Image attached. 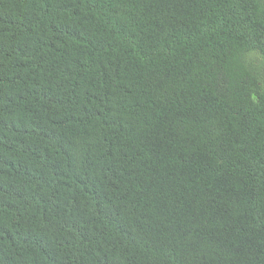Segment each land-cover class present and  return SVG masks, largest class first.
<instances>
[{
	"label": "trees",
	"instance_id": "16d2710c",
	"mask_svg": "<svg viewBox=\"0 0 264 264\" xmlns=\"http://www.w3.org/2000/svg\"><path fill=\"white\" fill-rule=\"evenodd\" d=\"M0 264H264V0H0Z\"/></svg>",
	"mask_w": 264,
	"mask_h": 264
}]
</instances>
